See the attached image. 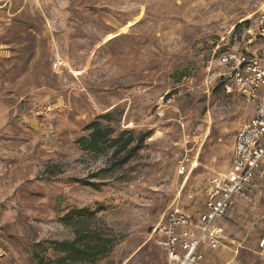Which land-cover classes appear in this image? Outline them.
I'll return each instance as SVG.
<instances>
[{
	"label": "rangeland",
	"instance_id": "374dc122",
	"mask_svg": "<svg viewBox=\"0 0 264 264\" xmlns=\"http://www.w3.org/2000/svg\"><path fill=\"white\" fill-rule=\"evenodd\" d=\"M263 6L0 0V264H35V242L55 258L60 252L48 240L73 238L76 227L114 238L96 264H166L155 226L178 197L201 210L252 114L226 91L219 56L247 44L245 28ZM56 52L67 66L54 67ZM94 120L114 135L147 133L144 145L103 170L109 154L78 143ZM244 202L222 218L239 252L232 244L210 250L209 264H264V188Z\"/></svg>",
	"mask_w": 264,
	"mask_h": 264
},
{
	"label": "built area",
	"instance_id": "2783aa9c",
	"mask_svg": "<svg viewBox=\"0 0 264 264\" xmlns=\"http://www.w3.org/2000/svg\"><path fill=\"white\" fill-rule=\"evenodd\" d=\"M256 25L245 28L248 38L242 48L226 49L219 56L225 66L222 75L228 93H237L253 114L236 132L234 152L226 171L212 176L205 193L204 210L198 217L176 198L167 208L153 233L166 255V264H202L205 249L231 244L220 220L238 200L253 203L264 181V6L255 18ZM56 69L67 61L56 52ZM186 158L180 161V173L186 172ZM264 249V236L260 241Z\"/></svg>",
	"mask_w": 264,
	"mask_h": 264
},
{
	"label": "trees",
	"instance_id": "16d2710c",
	"mask_svg": "<svg viewBox=\"0 0 264 264\" xmlns=\"http://www.w3.org/2000/svg\"><path fill=\"white\" fill-rule=\"evenodd\" d=\"M222 83L224 85L223 81ZM87 127L91 129L90 134L80 137L78 143L85 150L109 154L110 162L103 170L128 162L144 145L147 136V133L135 135L131 130L114 135V129L104 126L100 120L92 121ZM75 231L73 238L48 240L53 249L60 252L55 258L46 256L48 246L43 242H35V264H96V260L108 254L115 243L112 236L97 229L76 227Z\"/></svg>",
	"mask_w": 264,
	"mask_h": 264
},
{
	"label": "crops",
	"instance_id": "0c3cea01",
	"mask_svg": "<svg viewBox=\"0 0 264 264\" xmlns=\"http://www.w3.org/2000/svg\"><path fill=\"white\" fill-rule=\"evenodd\" d=\"M252 114H253V107H252ZM252 114L250 115V116H252ZM249 116V117H250ZM248 117V118H249ZM240 126V125H239ZM239 128V127H238ZM237 128V129H238ZM233 152H234V148H233ZM263 188H264V181H263ZM263 188H262V190H263ZM240 201H243V200H238L237 202H236V204H235V206H234V208L240 203ZM205 203V202H204ZM245 204H249V202H244ZM233 208V209H234ZM192 212H193V210L191 209V208H189ZM232 209V210H233ZM202 210H204V204H203V206H202V208H201V210L199 211V212H194V214L198 217V215H199V213L200 212H202ZM227 216H229V214L227 215ZM221 221V223L225 226V228H226V236H227V239L229 240V242L233 245V250L236 252V253H238L239 252V250H240V247H241V243L240 242H236V240L235 239H233V238H229L228 237V235H229V233H228V228H227V225H228V223H227V220L226 219H224L223 221L222 220H220ZM262 239V238H261ZM261 239H260V241H261ZM225 247V246H224ZM223 247H220V248H218V249H210V248H206L205 249V253H206V256H205V260L202 262V264H209V262H208V252L210 251V250H213V251H215V250H221Z\"/></svg>",
	"mask_w": 264,
	"mask_h": 264
},
{
	"label": "bare ground",
	"instance_id": "6f19581e",
	"mask_svg": "<svg viewBox=\"0 0 264 264\" xmlns=\"http://www.w3.org/2000/svg\"><path fill=\"white\" fill-rule=\"evenodd\" d=\"M195 164H196V161L194 162ZM189 175V174H188ZM188 175H187V177H188ZM186 183V182H185ZM184 184V183H183Z\"/></svg>",
	"mask_w": 264,
	"mask_h": 264
}]
</instances>
